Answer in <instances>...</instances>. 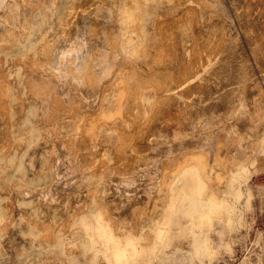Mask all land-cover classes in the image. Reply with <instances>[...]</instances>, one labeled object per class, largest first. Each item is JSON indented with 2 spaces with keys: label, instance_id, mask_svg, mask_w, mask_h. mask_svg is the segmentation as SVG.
<instances>
[{
  "label": "bare ground",
  "instance_id": "bare-ground-1",
  "mask_svg": "<svg viewBox=\"0 0 264 264\" xmlns=\"http://www.w3.org/2000/svg\"><path fill=\"white\" fill-rule=\"evenodd\" d=\"M229 2L74 0L62 11L58 0H0V135L70 145V180L82 187L69 197L52 193L49 201L46 194L60 184L57 150L36 154L29 143L16 148L11 140L0 146V154H12L9 165L20 170L29 160L33 179L43 181L13 182L15 172L0 170L5 190L27 189L19 202L32 232L38 220L49 234L51 224H65L76 207L84 208L74 203L94 197L110 218L140 235L144 216L167 207L181 185L200 176L207 189L222 192L231 171L254 157L264 132V95L255 70L236 74L235 57H246L231 7L258 57L264 0ZM49 26L52 37L44 30ZM21 44L22 55L11 63L6 52ZM27 107L33 113L11 134V119ZM84 152L109 164L89 163Z\"/></svg>",
  "mask_w": 264,
  "mask_h": 264
},
{
  "label": "rangeland",
  "instance_id": "rangeland-1",
  "mask_svg": "<svg viewBox=\"0 0 264 264\" xmlns=\"http://www.w3.org/2000/svg\"><path fill=\"white\" fill-rule=\"evenodd\" d=\"M73 1L58 0V8L63 11L64 4ZM227 2L230 4L229 0ZM231 12L246 57H235L233 64L240 66L236 74H243L247 67L255 70L264 95V79L259 64L261 62L264 67V46L260 56L256 57L240 17L232 7ZM240 15L245 20L249 19L247 11L242 10ZM44 30L47 36L54 35L52 26ZM261 38L264 41V35ZM221 45L219 43L216 48L219 54ZM22 48V44L15 45L12 51L6 52L7 60L11 63L17 60L23 53ZM19 113L21 117L18 121L16 117L11 119V134L16 129H23L24 116L28 118V113L33 111L27 107ZM260 139L261 146L254 157L231 171L230 184L222 192L207 189L208 184L196 176L193 184L181 185L172 192L175 199L167 207L152 216H144L146 226L140 235L132 228L122 227L118 218H110L94 197H90V203L86 205L74 203L84 208L78 211L80 208L76 207L65 224H51L49 234L44 235L45 229L37 226L38 220L32 221L36 226L32 232L30 223L22 219L24 209L19 202L20 197L27 194V189L11 185L10 191L5 190L8 180L6 175L0 174V196L3 197L0 200V264H264V192H257L261 183L258 178L264 176V132L260 134ZM10 140L16 148L29 143L36 154L44 152L49 155L53 149L59 153L60 184L53 185L46 194L49 201L52 193L57 197L60 194V197H66L73 190H81V186L72 187L67 168V159L74 154L70 145L59 139L52 142L40 136L14 140L13 135L8 137L4 132L0 135V146ZM75 146L80 152L81 146L76 143ZM111 148L117 151L115 145ZM11 155L0 154V170L15 172L17 176L13 182L21 178L33 179V167L29 160H24L22 168L17 170L15 165H9ZM83 156L88 157L89 163L97 160L104 166L109 164L95 152H84ZM33 181L36 187L43 182ZM36 193L39 196L41 191L37 189ZM83 194L86 196V191ZM147 231L151 232L150 236Z\"/></svg>",
  "mask_w": 264,
  "mask_h": 264
},
{
  "label": "crops",
  "instance_id": "crops-1",
  "mask_svg": "<svg viewBox=\"0 0 264 264\" xmlns=\"http://www.w3.org/2000/svg\"><path fill=\"white\" fill-rule=\"evenodd\" d=\"M258 181H260L261 183L258 184V194H262L261 192H264V176L261 178H258ZM260 192V193H259Z\"/></svg>",
  "mask_w": 264,
  "mask_h": 264
}]
</instances>
